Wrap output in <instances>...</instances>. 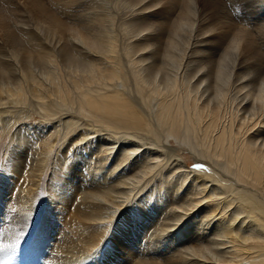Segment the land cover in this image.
I'll return each mask as SVG.
<instances>
[{"label":"bare ground","instance_id":"bare-ground-1","mask_svg":"<svg viewBox=\"0 0 264 264\" xmlns=\"http://www.w3.org/2000/svg\"><path fill=\"white\" fill-rule=\"evenodd\" d=\"M22 1L32 24L44 30L46 28L56 40H37V36L36 39L30 32L18 28L16 25L20 24L15 23H23L24 20L17 21L15 12H21L20 18L27 16L22 13H26L27 9L19 6L13 8L14 19L5 23L9 20L7 12L12 6L8 5L9 1L7 6L0 3V49L6 46L4 53L0 50V134L4 130L1 117L7 114L13 120V113L15 115L23 105L28 109L27 115L34 113L39 117L35 124L21 123L5 149L0 191L9 186V182L15 183L17 195L12 204L16 208L14 219L9 222L7 232L2 234V245H18L26 237L23 245L20 244L21 251L31 255L34 263L39 257H46L40 239L28 237L34 231H31L32 219L38 218L35 199L41 177L46 173L53 148L62 139L57 149L58 157L47 171L49 194L44 208L47 216L63 221L67 228L75 232V237L63 235V242H73V245L67 248L58 246L64 253L47 258V264H73V259L82 253H75L81 249L76 248L78 241L83 244L82 249H91L100 243L108 228L107 220L119 206L122 208L121 204L129 195L132 196L135 190L137 193L149 178L156 176L157 185L164 181L159 168L164 159L161 156L167 152L169 156H174V163L182 173L172 190L173 195L178 194L175 210L171 209L176 213V220L194 209L208 221L215 218L214 221L224 224L223 236L227 238L228 256L219 264H264V54L257 44V39H260L257 35L262 38L264 26L255 29L254 33L242 24H239L240 27L230 22L223 10V0H181L184 6L180 10L181 19L195 22L203 33L208 34L202 39L204 43L218 42L219 46H213L209 53L204 50L207 57L201 61L196 60L193 64V59L185 61L184 66L189 73L180 76L181 80H168L157 78V72L174 57L172 48L175 44L172 41L175 40L163 44L153 41L155 35L151 34L138 38V33L132 32L134 26L122 20L125 17L110 16L112 24L117 22L123 33L111 31L116 27H103L97 31L91 27L87 30L83 26L73 28L40 0ZM114 1L117 5V0ZM160 1L127 0L126 10H134L135 7L136 12H141ZM169 6L165 4L148 14L158 16L169 10ZM204 14L207 21L202 19ZM163 19L157 17L158 26L164 25ZM201 20L203 22L198 24ZM1 23L6 26H1ZM153 25L156 24L148 21L135 28L149 30ZM10 26L16 29H10ZM25 35L30 36L31 41L24 40ZM117 35L120 36L117 38ZM77 41L80 43L77 44ZM234 46H238V51L232 53L229 48ZM224 47L225 51L216 60L215 49L218 52ZM187 48L182 45L177 50L185 51ZM86 50L87 54L81 55ZM175 58L171 63L177 61ZM226 58H229L230 68L225 76L223 66L228 63ZM223 60L226 62L222 63ZM176 63L173 64L175 67ZM176 74L179 72L174 73V77L178 76ZM223 79L227 87H222ZM228 101L230 105L225 107ZM81 118L87 128L84 129L82 123L76 130ZM20 140L23 143L18 148ZM82 140L85 141L77 143ZM74 144L77 145L75 152L69 149ZM144 144L152 146L154 154L143 158L137 150ZM85 147L89 149V158L92 154L97 162L112 163L101 173L100 180H89L87 189L80 188L78 182L82 175L80 166L83 158L72 159L66 169H62L69 156H76ZM66 151L69 153L66 154ZM186 152L195 161L209 165L211 172L209 169H190ZM121 168L129 169V175L123 178L118 175ZM141 180L143 184L139 187L137 184ZM190 180L191 185L186 188ZM165 181L170 182L171 179ZM218 187L224 190L218 191ZM2 196L0 194V204L4 200ZM67 200L73 206L69 214L64 212ZM202 200L208 202L201 204ZM0 213L3 214V211L0 210ZM169 214L173 217V213ZM130 217L133 219L130 224L140 219L134 214ZM237 217L244 218L232 226ZM125 223L124 220L118 221L109 237L112 243L107 242L108 245L98 248L94 261L86 264H109L112 261L115 264H205L192 261L176 248L177 245L173 246L171 234L160 248L149 242L146 247L151 256H138L134 253V241L151 225L144 224L137 232L131 233L122 230ZM243 223L249 230L242 231ZM167 227H161L159 233L167 231ZM39 231L35 230L37 234ZM48 235L51 238L52 235ZM195 236L193 232L188 235L190 239ZM8 261L3 260L0 264H16Z\"/></svg>","mask_w":264,"mask_h":264},{"label":"rangeland","instance_id":"rangeland-1","mask_svg":"<svg viewBox=\"0 0 264 264\" xmlns=\"http://www.w3.org/2000/svg\"><path fill=\"white\" fill-rule=\"evenodd\" d=\"M16 1H18V3H16ZM40 1L45 6H47L49 9H51L57 17H59L60 19H64L65 21L67 20L66 22H68L69 24L74 26L73 28H75V26H83L85 28L84 25H87V27L94 28L93 30L97 31L98 29H101L103 27H105L107 29H111L113 27L114 28L116 27V30L111 29V31H113L115 34H117V33H120L122 28L119 27L117 22H116V25L112 24V21H110V19L113 16H115L119 19H122L125 17L122 20L127 25L134 26V27H132L133 28L132 32L138 33V35H139L138 38H139L140 35H142L143 32H145L147 30L146 29H144L145 31L143 29L140 30L141 28L140 29L135 28V26H141L145 22H148V21H150V23L156 24L157 26L153 25L152 26L153 30L146 33V34L155 35V37L153 36L152 40L153 41H159L161 43L163 42V44L164 43L168 44L171 42L170 40H175V42L172 41V43L175 44V47L172 48V53L174 50L173 56L177 57V58H175V59H177V61L174 60L173 63H171V62H172L174 57L172 58V60L170 59L171 60L170 62H169V60H167V62L165 64H168L169 66L168 65L166 66L165 64H163L160 67L159 71L157 72V74H158L157 78L158 77L159 78L163 77L165 79H168V78L176 79L177 78L178 80H181L182 78L180 76L184 75L187 72L189 73V70L184 66L185 61L187 62L189 59H193V61H191L192 62L191 64H193L196 60L201 61V60H203V58L207 57V53H209V51L214 49L213 46H215V47L219 46L218 42L211 43L210 41H206V43H204L202 39L203 38L205 39V37H207L208 34L203 33L200 30L199 26H197V24H195V22H192L191 20L189 21V19H187V18L181 19L180 10L184 7L183 2L181 0H176V1L172 0L173 2L168 0V2L166 4H168V6L170 4L169 8L170 7L171 8L169 10H167L166 12L160 13V15H158V16L154 15L156 18L154 16H151L148 14L151 11L144 10L141 12H136L135 7H134V10L133 9L132 10H126V8L128 7V4L126 6V3H128L127 0H125V1L124 0H117L118 6L116 5L114 0H104V1L103 0H95L94 5L90 9L91 13L94 12V15H92L93 17L90 16V14H89V7L90 6L88 5L87 0H79V2L76 3L75 5L62 7L59 11H57L54 8V4H56L58 2V0H40ZM118 1H120L122 4L120 2H119L120 3L119 4ZM145 1L146 0H143V2H145ZM6 2H8V5L10 4L12 6L11 7L9 5L12 10L10 9L11 11L9 10L7 12V15H10V17H9V20H7L5 23H9L12 19H14L12 17V15L14 14L13 12H15L14 11L15 9H13V8H16L19 6L21 8H24V10L27 9L24 6V3L22 0H6V1L0 0V3L3 4L4 6H7ZM223 2L225 3V4L223 3L224 4V9H223L224 13L226 16H228L227 18L229 19L230 22H232L238 26H240L242 24L241 26H244L245 28H247L253 32L258 27L264 26V22H263L264 21V1L263 0H223ZM171 3H172V5H171ZM12 4H14V5H12ZM130 12L132 15L130 14ZM15 13L17 15V21L19 19L24 20L23 23H20V22L15 23V24H20V25H16V26H18V28H21L25 31L30 32L31 35L34 36V38H36V39L38 37L39 39H37V40H41V39H42V41H47V40L51 41L52 39L56 40V37L51 35V33L46 28L44 30L43 27H37L36 25L34 26L32 24L33 22L31 21L32 19L29 17L30 15L28 13V9H27L26 13L22 12V13L27 15L25 17L26 20L23 17L20 18L19 15L21 14V12L18 11ZM138 14H141V15H138ZM135 15H137V16H135ZM127 16H128V18H127ZM203 16H204V18H202V19L207 21V19L205 18V17H207V15L204 14ZM157 17H159V18L164 17V19H163L164 25L161 23L162 25L158 26L159 25L158 21H156ZM179 19H180V21H179ZM181 20H182V23H181ZM203 20H201L198 24L203 22ZM26 21H27V23H26ZM183 21H185V23ZM108 22H110V23H108ZM5 23L4 24L1 23V26H6ZM172 23L174 25H172ZM192 23H193V25H192ZM77 24H79V25H77ZM203 25H204V23H203ZM204 26H206V25H204ZM30 27H32L33 29ZM34 27H36V28H34ZM11 28L16 29L14 26H10V29ZM171 30H172V33H171ZM195 30L197 32H195ZM174 32H176V33H174ZM121 33H123V32L121 31ZM157 34H158V36H157ZM119 36L117 35V38ZM171 36H172V39L170 38ZM257 36L260 38V39L256 38L257 44L260 47V49L262 50V53L264 54V49H263L264 48V40H263L264 35L262 36V38L260 37L261 35H257ZM23 37H24V40L31 41L29 39L30 36L25 35ZM188 37H190V38H188ZM200 37H201V39H200ZM197 39H198V41H197ZM228 40H229V38L227 39L226 43H228ZM201 44H203V46ZM204 44L206 47L204 46ZM182 45H186L188 47L187 50L184 51L181 49L178 51L177 49L182 48ZM223 46H225V45H223ZM261 47H263V48H261ZM5 48H6L5 45H3V47H1L0 50H2V53H4ZM225 48L226 47L220 49V51H218V52H217V49H215V55L216 56H214V58H216V60H219V57H220L219 55H220V53H223V51H225ZM204 50L206 52L207 51L208 52L206 53V52H204ZM175 52L177 54H175ZM213 55H212V58H213ZM183 57H184V59H183ZM181 58H182V60H181ZM228 59L229 58H226L228 63H225L226 61H224V60L222 61V63L223 62L225 63L223 66V71H224L225 76L229 72L228 69L230 68V61ZM175 61L178 62V65ZM181 61H182V64H181ZM174 63H176V67L173 65ZM173 66L176 69H174ZM170 68H171V70H170ZM226 68H227V70H226ZM160 71H163V72H160ZM173 71H174V73L179 72V74H176L178 76L174 77ZM161 73H164V74H161ZM170 79H168V80H170ZM222 81H223L222 87H227L226 82H224L225 80L223 79ZM227 104L228 105H224V106L229 107V105H230L229 101ZM22 107H20V109L17 110L16 112L14 111L16 116L13 113V117H11V118H13V120L10 119V117L7 114H4V116L1 117L2 121H3L2 124L4 126L3 127L4 130L2 129L1 134H0V172L2 169V163H3L4 154H5V149L8 146L9 142L11 141V138H12V135L14 134V131L17 128H20L19 126L21 125V123L35 124L39 119V117L34 113L27 115L26 112H28V109L26 108V106H24V108H22ZM19 111H22V112H19ZM20 114H22V115L20 116ZM23 114H25V115H23ZM10 121H12V122H10ZM83 121L84 120L81 118L80 121L76 124V126L78 125L76 127V130L79 129V127H81L80 124L82 125V123H83V126L85 125ZM86 128L87 127H85L84 129H86ZM74 132H76V131H74ZM74 132H72L70 136H72ZM100 133H102L101 135H104L103 131H100ZM104 136H106V135H104ZM22 143H23V141L20 140V143L18 144V148H20V146H21L20 144H22ZM60 144H62V139L59 140L57 142L56 146L53 148V151L51 152L52 154L49 158V164H48L46 173H44L41 177L40 186H39L40 188L38 189L37 196L35 199L36 205H37V208H36L37 210L35 212L37 215L36 217H38L39 219L36 218V220H35V218H34V221L32 219L31 222H33L34 224L32 223L33 224L31 227L32 230L31 229L30 230L31 231L34 230V231L28 237V239H32L33 237L40 239L42 246L44 247L43 255L46 253L47 254L46 257L45 256H42L41 258L39 257L38 258L39 263H38V261H37V263H34L33 257L31 255H28L26 252H22L20 249L21 248L20 244L23 245V243H24L23 239L26 240V237H23V239L19 242L18 245L12 244L13 247H11L10 249L8 246H11V245H4L3 246L1 243V241H2L1 238L3 236L2 234H5L7 232V226L9 224V222L11 223L13 221L14 214L16 212V208L15 207L13 208L12 204H14L13 203L14 197H15V195H17V193H16L17 185L15 183L11 184L9 182V186L3 187L2 190L0 191V194L3 195L2 197H4V200L0 204V210L3 211V214L0 213V262H3V260H9L8 262L13 261V262H16V264H45V263L47 264V258L49 259L52 255H56V254L61 255L64 253V251H60L57 248L58 246L59 247L62 246V247L67 248L68 245H73V242L72 243L63 242L64 240L62 239V236L67 235L69 237H75V235H74L75 232L74 231L72 232L69 228H67V226L64 224L63 221H58L57 218H55V217L47 216V213L45 212V208H44L45 205L47 204V196L49 194L48 185H47V178H48L47 171L48 172L50 171L51 166L53 164V161L56 160L58 157L59 153H57V149H58V145H60ZM70 146H71L69 148L70 151L73 150L75 152L77 145L74 144V145H70ZM148 146L150 147V145L144 144L141 147H139V151L141 154H143L142 155L143 158L147 157V155L151 156L152 154H154V150H153V148H151L152 146L150 147L151 150L148 149L149 148ZM88 150H89L88 147H85L82 151L85 154H83L82 152L79 154H76V156L74 154L73 155L74 158L73 157L70 158L71 156H69L70 159L68 158V160H66L67 163L64 162V166L62 167V169L65 170L67 167V164H69L70 161H73L72 159L78 160L80 158H83L81 166H80V169H81L80 175L81 174L82 175H81L78 182H79V187L81 185L80 188H86V189L89 188V185L86 187V184H88L90 179H92L93 181L96 179L100 180L101 173L104 172L105 169H107L108 165H109L108 167L112 166L111 165L112 163L110 164L109 161H106L105 163H101L99 161L97 162L96 156L92 155V154L90 156V158H91L90 159L88 157V153H89ZM67 153H69V151H66V154ZM55 155H56V157H55ZM187 156H188V158H186L187 165L190 167V169H194L192 166L194 164H197V163H201L204 165V168L197 169V170H203V169L208 170L209 169V167H208L209 165H207L203 162H200V161H195L193 159V157H191V155H189V152L185 153V157H187ZM161 157H162V159L163 158L164 159H163V162L161 163V166H160L161 168H159V170L161 172L160 177L162 179L164 178V181L157 185L158 178H156V176H155L153 179L149 178L147 183H146L147 185L145 184L141 189H139L140 185L143 184V181L141 180L142 182L140 181L137 184L139 187L138 186L136 187L137 190L139 189L138 190L139 193H138V191L136 193V190H135V192L132 196L129 195L128 198L121 204L122 208L120 206L117 208V210H119L118 213L116 214L115 211H117V210H115L114 211L115 213L112 214V217H110L107 220L108 228L105 231V234H104L105 237L103 236L100 243L95 244V246L91 247V249H82L83 244L80 241L77 242L76 246H78V247H76V246L75 247L78 249L79 248H81V249L76 251L75 253H78V254H79V252L80 253L82 252V253L80 254L81 256L78 255V257H75L73 259V264H81V263L86 264L89 262H93L94 261L93 256L96 254L95 253L96 250L98 248L102 249L101 247L108 245L107 242L112 243V242H110L109 237L111 236V231L114 229L113 227H115V225L118 223L119 220H124L126 222L123 225V227L125 226V228H122V230L131 232V233L137 232L138 229H141L144 226V224L147 226L151 225L147 231H145L142 235L140 233L138 235L139 237H136L137 241L136 240L134 241V244H133V247L135 245V247H134L135 252L134 253L138 254V256L139 255L144 256V257L151 256L150 250L148 249V247H146L147 245H149V242H150V244H157L160 248L163 246V244L165 243V240L168 239L170 234H171V236H170L171 244L173 246L177 245L176 248L182 250V252H184V254L186 253L185 256L190 258L192 261L202 262L205 264L208 262L217 264L219 261H220L219 263H222V260L226 256H228V253H227L228 248L226 247V245H228L226 243L227 238L225 236H223L224 224H220V223L214 221L215 218L208 221L207 218L202 216L203 215L202 213H197V211H194V210H189L187 213H184V215H182L179 218V220L181 219L180 221L178 219L176 220V217H175L176 213L174 211L171 212V209L174 208L173 210H175V203H176L178 194L173 195L172 190H173V185L180 181V179L182 177V173L180 172L181 170L179 168H177L175 163H174V160H175L174 156H169V153L167 152V153H163V155ZM96 163L98 165H95ZM84 170L87 172H85ZM118 171L120 173L118 175L122 176V178H123V176L125 177V176L129 175L130 170L126 169V168H121ZM209 171L211 172L210 169H209ZM94 172L97 174H95ZM0 175H1V173H0ZM168 179H171V181L166 182L165 180H168ZM83 183H85V184H83ZM190 183H191V180H190V182H188V185L186 186V188L190 187V185H191ZM208 185H210L209 182H208ZM134 188H133V190H134ZM218 189H219L218 191H222L223 188L218 187ZM6 191H7V193H6ZM140 198H142L141 200H143V201H141ZM64 203H65V201H64ZM65 204H67V209H65L64 212L67 214L71 213V211H73L72 204L70 203L69 200H67V203H65ZM173 205H174V207H173ZM169 206H171L172 208ZM139 213H140V215H139ZM167 213L168 214L171 213V215L173 213V217L175 219L173 217H171L170 214L168 215ZM133 214L135 216H139V218H140L137 220L138 223L137 222L133 223L134 225L130 224L133 221V219H131L130 216H133ZM165 214H167V215H165ZM127 215L129 217H127ZM166 216H169V218H167ZM163 220H165V222H167V223L165 224ZM175 220L179 223L177 224V222ZM169 223H171V224H169ZM234 225L235 224L232 223V226H234ZM16 226H18V224ZM242 226H243L242 231L245 232V230L246 231H247V229L249 230L248 226H246L245 223H243ZM161 227H167L168 233L166 230L165 231L162 230V232L159 233V230ZM18 228H19V226H18ZM33 228H35V229H33ZM169 228L172 230H170ZM36 229L40 230L38 232V234L35 232ZM190 232H193L194 236L196 235L194 239H192V238L190 239L188 237ZM48 233H50L52 235L51 238L49 237ZM172 233H174V234H172ZM157 240H159V242ZM179 242L180 243L183 242V243L178 244ZM184 242H185V245H183ZM184 247H185L186 251H185ZM147 254L149 256H147ZM22 259H23V261H22ZM109 264H115V262L112 261ZM124 264H127V263H124Z\"/></svg>","mask_w":264,"mask_h":264},{"label":"snow or ice","instance_id":"snow-or-ice-1","mask_svg":"<svg viewBox=\"0 0 264 264\" xmlns=\"http://www.w3.org/2000/svg\"><path fill=\"white\" fill-rule=\"evenodd\" d=\"M79 2V0H58V2L56 3V4H54V8L57 10V11H59L62 7H67V6H73V5H75L76 3H78ZM154 2V0H152V3ZM168 2V0H161V2H158V3H155V6L154 7H152V8H148L147 9V11H152V10H154V9H157V8H160V7H162V6H164L166 3ZM190 2H191V0H190ZM87 3H88V5L90 6L89 7V14H90V16H92V15H94V13H91L90 12V9H91V7L94 5V3H95V0H87ZM143 5H145V4H143ZM142 5V6H143ZM145 8H147V7H145ZM146 11V12H147ZM77 25H79V24H77ZM85 30H87V26L85 25ZM153 29H149V30H147V31H145L143 34H142V36L144 35V34H146V33H148V32H150V31H152ZM77 44H79L80 43V41H77L76 42ZM229 51L230 52H232V53H235V52H237L238 51V46H234V47H230L229 48ZM87 54V50L85 51V52H82L81 53V55H86ZM91 137H88L87 139H90ZM87 139H85V140H87ZM85 140H82V141H78L77 143L79 144V143H83ZM137 151H139V149L137 150ZM136 153V152H135ZM135 153H133V155H135ZM194 169H202V168H204V165L203 164H201V163H197V164H194L193 166H192ZM130 202V201H129ZM128 202V203H129ZM208 201L207 200H202V202H201V204L202 203H207ZM199 205H197L196 207H198ZM234 207V206H233ZM194 210V209H193ZM118 211L119 210H117L116 211V214L118 213ZM116 216V215H115ZM241 218H244V217H237V220L236 221H234V224L237 222V221H239V220H241ZM179 223V222H178ZM177 223V224H178ZM170 230H172V229H170ZM9 248H11L12 246H8Z\"/></svg>","mask_w":264,"mask_h":264}]
</instances>
